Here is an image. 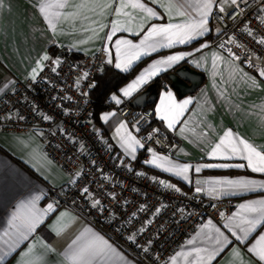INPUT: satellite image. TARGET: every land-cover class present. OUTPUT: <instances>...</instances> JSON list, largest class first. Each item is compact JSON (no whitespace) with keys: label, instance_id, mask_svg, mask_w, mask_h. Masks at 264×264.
Listing matches in <instances>:
<instances>
[{"label":"snow or ice","instance_id":"6c2138e0","mask_svg":"<svg viewBox=\"0 0 264 264\" xmlns=\"http://www.w3.org/2000/svg\"><path fill=\"white\" fill-rule=\"evenodd\" d=\"M264 5V0H260ZM242 0H230V7L235 13L244 16V9L241 7ZM151 5V6H150ZM216 0H150V4L144 0H119L118 4L109 2V0H38L36 10L38 15L42 17L46 30H50L53 39L49 41L53 46H57L55 39L58 27L64 21L82 20L87 24V27L82 28L85 33H90L89 40L99 38L101 40V48L97 52H102L107 57V63L112 64L113 58L111 48L115 49L114 64L115 68L127 72L134 61L139 60L142 56H147L150 53H155L159 49H171L176 44H189L198 38L205 37L206 33H210L211 16L214 13ZM4 7V0H0V9ZM9 5V9H10ZM71 9V11H66ZM114 9V12L112 11ZM131 9V11H128ZM162 9L163 11H158ZM264 11V8L260 9ZM218 11L226 13V7L223 0H220ZM139 13V15L135 13ZM110 15L116 18L107 20ZM124 17L125 19H120ZM164 17H167V22H164ZM264 23V17H257ZM159 21V22H156ZM110 25V26H109ZM249 36H253L252 29L245 26ZM219 31V29H217ZM127 32L138 39H129L120 36L113 41L117 33ZM101 33L103 34L101 36ZM87 41L78 40L75 44L70 45L72 48H77L78 45H83ZM234 43V39L229 37L228 41H220L217 46L221 52L226 49V56L229 61L247 64L249 68L256 72L250 75L243 68L234 66L232 73H243V76L252 83L254 87H259L257 75L264 78V66L253 63L252 57L256 60H261L260 56L255 53H248L244 60H241L240 55L228 44ZM264 45V38L257 41ZM208 43H201L199 48L195 49L198 52L200 49L207 48ZM64 48L61 43L58 45ZM239 48V45H237ZM79 50V49H78ZM63 53L45 52L35 61V66L30 69V81L39 82L44 70L47 68L56 76L60 75V67ZM193 52L177 51L170 55L162 56L159 59L152 60L144 67L135 77L126 85L118 89L117 93L110 94V100L117 106L123 103V98H131L133 93L140 89L147 82L157 77L159 73L168 69H173L181 61H185L187 57H192ZM93 60H100L96 52L92 54ZM225 56L220 52L212 53V68L217 69V61L223 62ZM196 68L204 67V64L198 60H190ZM103 63V61H101ZM75 67H79L76 65ZM96 68V65H92ZM103 73V67L97 68ZM90 72L82 71L74 84L79 87L82 82H86L90 78ZM44 81L48 82V78L44 77ZM18 83V82H16ZM190 87L191 82L182 80L177 76L175 82H166L161 85L159 91V101L155 103L154 115L163 123L168 130L175 131L179 126L180 133L183 134L188 120H181L182 117L189 111V105L194 103V98L191 95H186L182 99L180 86ZM8 85H5L7 87ZM15 90V85L12 84ZM96 87V81L88 84L89 91H81V95L87 97L90 90ZM59 97L53 96L51 99L56 100ZM87 102V101H85ZM261 111H264V103L259 105ZM118 109L102 111L95 116L89 113L87 123L92 124L94 120H98L101 126L109 123L111 120H116ZM33 112H40L42 122H56L55 116H50L40 111L39 107L33 108ZM63 115H70L68 109H61ZM147 115V114H146ZM12 113H7L5 119L11 120ZM143 118V117H142ZM18 120L25 119L24 116L17 114ZM139 133L141 131L139 123L131 126ZM159 128H153L147 134L146 139L151 140L154 134H158ZM60 134L68 136V142L74 146L77 140L74 134H68L67 130L62 127H57V132L52 135ZM93 134L97 136L98 142L103 146L107 145L105 151H114L118 148L120 151L115 157L119 161L117 167L126 169L128 172H135L138 177L149 179L143 171H136L133 168V162L137 161L138 149L146 148L150 158L142 161L143 165L151 166L154 169L160 170L162 173H167L170 177H174L178 182H186L189 186L192 184L191 172L194 170L199 177L204 169H247L251 173L264 175V145L257 146L245 136L234 132L231 128L225 129L222 135H219L207 147L205 153L209 161L219 162H196L180 163L170 158L168 155H162L153 147L146 146L145 138L134 135L129 129L128 122L124 119L116 120L114 129L110 139L114 141L109 144L103 136L102 130L94 129ZM40 136L44 133L40 132ZM159 144L160 141L156 140ZM175 147V145H173ZM91 153V148L87 145H80L81 156L84 152ZM32 159L41 158L36 152L31 154ZM203 159V158H201ZM240 161V162H233ZM90 166L95 167L96 161H90ZM103 173V169H98ZM84 175L83 172L77 171L74 176H70L71 183H78L79 178ZM47 179V178H45ZM104 179H108L107 176ZM150 179L166 190H171L177 194H183L177 183L170 180L160 179L153 175ZM122 191H123V186ZM52 189H49L50 193ZM81 193V199H89L92 209H99L103 214L106 209L101 200L95 194L84 186L78 190ZM135 192L136 189L132 188ZM261 192L264 193V179H256L249 175H220L207 176L195 179L194 199H208L210 207L217 209L216 203L211 201H219L221 198L239 197L242 202L236 203L229 213L219 211V220L214 223L213 218L209 217L206 222H201L198 225V230L195 234L187 239L180 249L168 256L165 264H214V261L230 249L231 253L236 257H241L240 264H253V260L245 261L243 256L248 255L254 258L256 264H264V195L258 198H244L245 194ZM110 198L117 199L115 192H111ZM162 196L172 199L166 191L161 193ZM48 198L45 190L41 187L31 186L28 191L15 199L14 203L9 204L5 215L7 217L6 224L0 231V264H5L7 258L19 252V258L16 264H48L50 256H56L57 264H141L138 258H132L131 253H125L111 237H107L93 227L85 226L80 230L74 238L67 242L62 250H57L54 246L47 243L43 237L39 248L36 241L33 240L38 229L50 219V214L55 215L56 209L59 206L58 199H53L51 202L41 204ZM87 202V201H86ZM128 201L125 199L124 204ZM183 214L184 208L176 210ZM141 212H152L153 216H157L161 212V208L156 207L154 211L146 208L144 203H141L135 211L130 213H121L120 217L110 214L108 220L109 227L114 229L116 234L128 233L123 236L124 243L129 247L135 246L144 252V255L152 259V264H158V261L150 256L153 245L152 240L142 241L138 239L141 233H145L146 224H151L150 220H145L139 228L133 223L135 217ZM176 213H173L175 215ZM68 216L66 211H61L50 228L56 236H61L65 227L61 224L62 218ZM75 219V218H74ZM119 223V227L115 225ZM131 224V228L126 225ZM258 233V234H257ZM255 234V235H254ZM254 236V239H250ZM31 241V242H30ZM27 243V248L23 251L20 249Z\"/></svg>","mask_w":264,"mask_h":264},{"label":"crops","instance_id":"0c3cea01","mask_svg":"<svg viewBox=\"0 0 264 264\" xmlns=\"http://www.w3.org/2000/svg\"><path fill=\"white\" fill-rule=\"evenodd\" d=\"M109 2L118 4L119 0H109ZM144 2L150 4V0H144ZM37 3L38 0H4V7L0 9V97L3 92L12 88V84H14L16 79H29L30 69L35 66V61L38 57L48 51L53 53L61 43L70 47V45L75 44L78 40L87 41L83 45H78L77 48L70 47L77 55L81 56L91 54L101 48V40L99 38L94 37L89 40L91 34L85 33L82 30V28L87 27V24L80 19L62 22L58 27L55 37L57 46L50 44L49 41L53 39V36L50 30H46L42 17L38 15L36 10ZM219 3L220 0H216V6H219ZM223 3L226 9L231 8L230 0H223ZM9 5L11 6L10 9ZM66 11H71V9H66ZM112 11L114 12V9ZM128 11H131V9H128ZM158 11L162 12L163 10L158 9ZM135 14L139 15L138 12ZM111 18L116 17L110 15L107 20L102 22H108ZM120 19L123 20L125 18L120 17ZM164 22H167V17H164ZM215 26L216 24L210 21V33H206L205 37L198 38V40H196L197 42L193 41L184 45L176 44L171 49L162 48L155 53L142 56L139 60L133 62L129 70L141 60L148 59L138 68L132 77L119 86V88H121L129 83L135 75L151 63L152 60L173 54L177 51L193 52L192 57H187L185 61H181L178 64L182 65L186 63L203 74L202 83L192 93L186 94L194 98V103L189 105L192 111L187 112L185 116L181 118L182 121L188 120L184 133L179 134V126L176 127L175 131L166 129L155 115L154 119L157 121V124L150 127L159 128L165 132L168 137L175 138L179 141V145L174 147L170 153L163 150H157V152L162 155H168L171 159L180 163L187 162L195 164L196 162H219L209 161L205 153L208 145L219 135H222L223 131L228 128L245 136L258 147L264 145V111H261L259 108V105L264 103V78H260L257 75L260 86L254 87L252 83L243 76V73H232V68L238 66L243 68L245 72H249L250 75L256 74V72L249 70L238 61L233 64V62L228 60L226 53L223 51L221 52V50L211 42V39L218 33ZM102 35L101 33V36ZM120 36L129 39H138L127 32H122L117 33L111 43L114 44V40ZM201 43H208L209 46L196 52L195 49L199 48ZM214 51L220 52L221 55L225 56L223 62L217 61L218 67L215 70L217 74H214L212 68V53ZM111 54L113 63L108 64L107 57L102 53L105 59L104 66L106 65L119 72H124L115 68L114 47L111 48ZM190 60L201 61L204 67L196 68L189 62ZM171 70L172 69H168L159 73L157 77H154L151 81L147 82L133 93L131 98H123V103L119 106L129 105L130 100L136 94L144 89L146 85L159 78L160 85L158 86L156 100L151 106L148 105L154 109L155 103L159 101V91L161 90L162 82H169L166 80L167 78L164 79L160 77ZM5 85L8 86L5 87ZM118 89L112 90L107 95L104 101L105 108L102 111L112 110L113 106L116 105L110 100V94H118ZM184 96L180 98L182 99ZM119 119L122 118L117 112L116 120ZM116 120H111L109 123L103 124V126H101L98 120H95L96 125L102 129L108 142L113 145L115 142L112 141L110 137ZM132 125L133 124L128 122L129 129L136 135V130L131 127ZM114 151L119 153L120 150L116 148ZM33 152H36L41 158L32 159L31 154ZM147 158H150L149 155ZM133 163L135 164L136 161ZM136 164L140 169H150L153 173H159L172 179L180 186H184H181L183 189L191 192H194L195 179L207 176L249 175L256 179H264V175L251 173L250 170L247 169H204L202 173L199 174V177L193 170L191 172L192 184L189 186L186 182H178L176 178L170 177L167 173H162L160 170L154 169L151 166L143 165L142 161ZM67 178V173L63 168L45 153L42 142L35 132L0 130V231H2V228L6 224L7 217L5 212L9 204L14 203L15 199L25 194L31 186L43 188L48 195V198L41 204L42 207L53 199H58ZM49 189H52L50 193L48 192ZM260 195H264V193L257 192L245 194L244 198H258ZM221 199H232L235 204L242 202L239 197ZM61 211H66L68 216L62 218L61 221V224L65 227L64 233L61 236H56L50 228V225L53 224V221L56 220V216H58ZM213 222L216 223L217 221ZM85 226L93 227L96 231L105 234L106 238L110 237L103 230L94 225V223L80 211L70 207L58 206L55 215L50 214V219L38 229L33 240L36 241L39 248L41 243L39 238L43 237L48 244L54 246L57 250H62L67 242H69L71 238H74ZM196 230H198V226L192 229L181 245H184L186 240L190 239L191 236L195 234ZM250 239H254V236ZM112 240L116 242L126 254L129 253L121 247L117 241L114 239ZM26 248L27 243L23 245L20 251ZM179 249L180 247L177 248L176 251ZM131 257L135 258L132 255ZM18 258L19 252L7 258L5 264H16ZM57 259L56 256H50L48 264H57ZM243 259L245 261L252 259L253 264H256L255 259L248 255L243 256ZM139 260L141 264H144L141 259ZM240 262L241 257L234 256L231 250L228 249L214 261V264H240ZM162 264H165V261Z\"/></svg>","mask_w":264,"mask_h":264},{"label":"built area","instance_id":"2783aa9c","mask_svg":"<svg viewBox=\"0 0 264 264\" xmlns=\"http://www.w3.org/2000/svg\"><path fill=\"white\" fill-rule=\"evenodd\" d=\"M241 7L244 9V16L232 11V8L226 9V13L218 11L219 6H215L214 13L211 16V21L216 24L219 31L216 34V39L213 44L218 46L220 41H228L229 37L234 39V43L228 44L236 51L241 60L246 58L248 53H255L261 57V60H256L253 56V63L264 66V45L257 43L264 38V23H261L257 17H264V8L260 0H242ZM252 29L253 36H249L245 30V26ZM239 45V48H237ZM73 50L64 45V48L57 47L53 53H63L61 59L64 61L60 67V75L56 76L49 69H45L39 82H31L30 79H16L13 87L1 94L0 97V130L25 132L33 131L40 138L45 153L58 163L67 173V180L59 194V206L70 207L84 214L94 225L103 230L112 239L117 241L121 247L131 253L135 258L141 259L144 264H152V259L144 255V252L135 249V246L129 247L124 243L123 236L128 233L116 234L112 227H109L108 220L110 214L120 217L121 213L135 211L136 208L144 203L146 208L154 209L161 208V212L157 216H153L152 212H141L135 217L133 223L139 228L145 220H150L151 224H146V232L141 233L138 239L142 241L152 240L153 245L150 256L162 264L167 260L168 256L173 254L182 242L186 239L189 233L197 227L202 221H206L209 217L213 221H218L219 211L230 213L234 209V201L232 199H221L219 201H211L218 205L217 209L210 207V201L204 199H194V192L183 189L179 184L183 194H177L171 190H166L163 187L155 184L150 177L155 175L160 179H172L163 176L159 173H153L150 169H140L136 164L148 157L146 148L138 149L137 161L133 168L136 171H143L149 177L145 179L138 177L135 172H128L126 169L117 167L119 161L110 159L118 153L115 151H105L107 145H101L97 136L93 134L94 129L102 130L93 121L88 124L87 118L89 113H93L95 100L91 94L92 89L87 97L81 95V91H89L88 84L92 83L100 71L99 67L105 64L102 52H97L100 60H93L92 54H85L81 57H74ZM226 53V49L223 51ZM103 61V63H101ZM79 65V67H75ZM96 65V68L92 67ZM249 70L247 64H243ZM90 72V78L86 82H82L79 87L75 86V79L82 74V71ZM252 71V70H251ZM44 77L48 78V82L44 81ZM18 82V83H16ZM166 83L163 81L162 84ZM59 97L56 100L51 97ZM87 101V102H85ZM39 107L40 111L50 116H55L56 122H42L40 112H33V108ZM68 109L70 115H63L61 109ZM113 109H118L120 117L131 124L139 123L141 131L137 133L138 137L145 138L146 146L153 147L156 151L163 150L170 153L173 150V145L178 146L179 141L175 138H170L162 130L158 134H154L151 140H147V134L153 128L149 125L154 119V109L150 106L144 108L132 107L130 104L122 106H113ZM12 113L11 120L5 119L7 113ZM17 114L24 116L25 119L18 120ZM147 114V115H146ZM143 117V118H142ZM57 127H62L67 130L68 134H74L77 143L74 146L68 142V136L60 134L52 135L57 132ZM44 135L40 136L39 133ZM104 136V134H103ZM107 140V138L104 136ZM156 140L160 143L157 144ZM108 141V140H107ZM109 143V142H108ZM84 144L91 148V153L84 152L81 156L80 145ZM110 144V143H109ZM95 160L96 166H90V161ZM103 169V173L98 171ZM77 171L84 173L79 178L78 183H71L70 176H74ZM107 176L108 179H104ZM123 186V191L122 187ZM87 186L101 200L106 211L101 214L99 209L90 207L91 201L87 198L81 199L80 188ZM135 188L136 191H131ZM168 191L172 199L161 195ZM115 192L117 199L110 198V193ZM127 200V205L124 200ZM87 201V202H86ZM184 208L183 214L176 210ZM173 213H176L173 215ZM119 227V223L115 225ZM131 228L132 225H126Z\"/></svg>","mask_w":264,"mask_h":264},{"label":"trees","instance_id":"16d2710c","mask_svg":"<svg viewBox=\"0 0 264 264\" xmlns=\"http://www.w3.org/2000/svg\"><path fill=\"white\" fill-rule=\"evenodd\" d=\"M216 37H213L211 39V42H215ZM197 42V41H196ZM74 57H81V55H77L74 51L72 52ZM143 59L140 62H138L135 66H133L129 71L127 72H119L117 70H114L108 66H103V73H99L96 76V87L92 89L91 94L95 100V107L93 114L97 116L99 112H101L105 106L104 101L107 95L112 91L116 90L121 86L124 82H126L130 77H132L138 68L147 60ZM160 78L166 79V74H163ZM167 80V79H166ZM155 82L157 83V86L160 84V79H156ZM151 106V105H150ZM95 121V120H94ZM97 121V120H96ZM157 124V121L154 119V121L149 125V127L154 126ZM182 186V185H181ZM184 187V186H182Z\"/></svg>","mask_w":264,"mask_h":264},{"label":"water","instance_id":"95a60500","mask_svg":"<svg viewBox=\"0 0 264 264\" xmlns=\"http://www.w3.org/2000/svg\"><path fill=\"white\" fill-rule=\"evenodd\" d=\"M179 76L182 80H188L191 82L190 87L180 86V92L182 96L192 93L203 80V74L190 65L184 63L173 68L166 74V78L169 82H175ZM158 95L157 83L151 82L144 87L138 94H136L129 102L132 107L144 108L148 105L154 104L156 97Z\"/></svg>","mask_w":264,"mask_h":264},{"label":"rangeland","instance_id":"374dc122","mask_svg":"<svg viewBox=\"0 0 264 264\" xmlns=\"http://www.w3.org/2000/svg\"><path fill=\"white\" fill-rule=\"evenodd\" d=\"M215 29H218V27L215 26Z\"/></svg>","mask_w":264,"mask_h":264}]
</instances>
